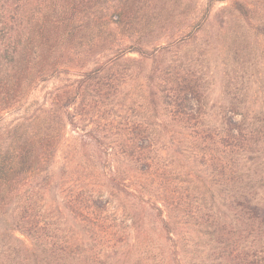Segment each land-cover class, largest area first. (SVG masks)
<instances>
[{
    "label": "trees",
    "instance_id": "16d2710c",
    "mask_svg": "<svg viewBox=\"0 0 264 264\" xmlns=\"http://www.w3.org/2000/svg\"><path fill=\"white\" fill-rule=\"evenodd\" d=\"M199 1L0 0V264H264V104L208 114L176 53L216 2L264 38V0Z\"/></svg>",
    "mask_w": 264,
    "mask_h": 264
},
{
    "label": "rangeland",
    "instance_id": "374dc122",
    "mask_svg": "<svg viewBox=\"0 0 264 264\" xmlns=\"http://www.w3.org/2000/svg\"><path fill=\"white\" fill-rule=\"evenodd\" d=\"M208 0H200L197 17L203 18L207 13L206 6ZM227 2H216L210 8V18L203 23L202 30L197 34L195 40L187 42L178 49L176 53L180 57L196 59L195 68L206 73L210 84L206 90L209 104L213 105L212 111L208 114L216 115L218 106H225L228 102L226 90L233 86H242L247 92L244 97L247 102H255L256 105L264 104V38L261 36H237L234 35L236 27L234 24L222 26L217 21L216 15L218 10L226 5ZM222 26V27H221ZM219 37L215 39V36ZM129 56L137 58L136 54ZM185 59V58H184ZM143 73L148 72L150 62H145ZM240 68L239 74L242 79L234 76V69ZM229 72V79L223 78V72ZM61 79H52L39 85L29 96V103H40L45 92L60 84ZM225 81L227 89L225 88ZM217 108V109H216ZM20 114H9L5 117V122L18 117ZM70 135H73L70 133ZM64 163L63 153L56 156V162L50 168V171L57 174ZM51 196H58L53 192ZM50 204V200L47 201ZM20 239L25 238L18 232L15 233Z\"/></svg>",
    "mask_w": 264,
    "mask_h": 264
}]
</instances>
